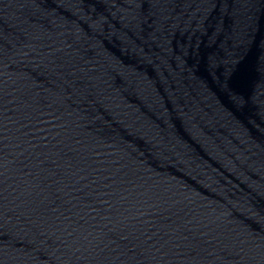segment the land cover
I'll return each instance as SVG.
<instances>
[{
    "label": "water",
    "instance_id": "water-1",
    "mask_svg": "<svg viewBox=\"0 0 264 264\" xmlns=\"http://www.w3.org/2000/svg\"><path fill=\"white\" fill-rule=\"evenodd\" d=\"M0 264H264V0H0Z\"/></svg>",
    "mask_w": 264,
    "mask_h": 264
}]
</instances>
